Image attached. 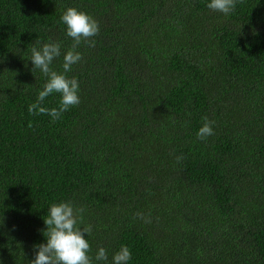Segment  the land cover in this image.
I'll use <instances>...</instances> for the list:
<instances>
[{
	"label": "trees",
	"instance_id": "16d2710c",
	"mask_svg": "<svg viewBox=\"0 0 264 264\" xmlns=\"http://www.w3.org/2000/svg\"><path fill=\"white\" fill-rule=\"evenodd\" d=\"M209 3L0 0V264H30L50 206L69 201L92 264L122 246L128 264H264V0ZM69 7L99 33L66 73L79 104L53 122L28 111L48 82L31 49L60 44L63 73Z\"/></svg>",
	"mask_w": 264,
	"mask_h": 264
},
{
	"label": "clouds",
	"instance_id": "9594fccd",
	"mask_svg": "<svg viewBox=\"0 0 264 264\" xmlns=\"http://www.w3.org/2000/svg\"><path fill=\"white\" fill-rule=\"evenodd\" d=\"M237 0H210L207 7L228 15L235 10ZM61 21L66 25L67 36L73 38L70 50L64 55L63 73H57L50 65L53 60L61 55V46L58 43H45L42 48L31 49V62L33 69H39L48 82L44 89L39 92L37 101L30 104L28 111L30 114H47L51 116L53 122L61 117V114L69 110L70 107L78 105L80 102L78 91L79 84L76 78H67L66 73L72 70V66L82 60L80 52L76 48L83 41L89 46H95V41L90 38L98 35L99 24L88 14L69 7L61 16ZM32 69V70H33ZM59 93L61 100L58 108L48 109L42 107L46 97L52 93ZM203 126L199 129L197 137L201 140L214 134L212 125L214 121H209L207 117ZM181 157H177L179 161ZM83 207L76 208L71 201L52 204L49 208L47 218H44L46 231V243L37 246L34 259L30 264H92V258L88 255L90 244L85 238L92 232V226L81 227ZM140 215V214H137ZM150 223V220H146ZM97 261H107L108 254L101 247L96 253ZM131 259V251L127 246H122L112 258V264H128Z\"/></svg>",
	"mask_w": 264,
	"mask_h": 264
}]
</instances>
